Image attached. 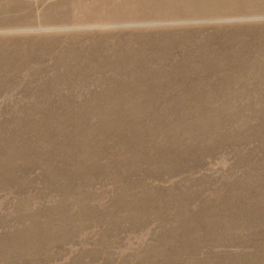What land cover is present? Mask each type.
Returning <instances> with one entry per match:
<instances>
[{"label": "rangeland", "instance_id": "rangeland-1", "mask_svg": "<svg viewBox=\"0 0 264 264\" xmlns=\"http://www.w3.org/2000/svg\"><path fill=\"white\" fill-rule=\"evenodd\" d=\"M0 264H264V0H0Z\"/></svg>", "mask_w": 264, "mask_h": 264}]
</instances>
